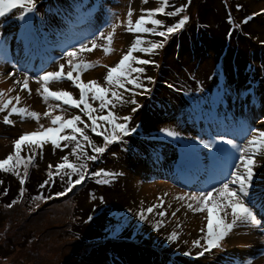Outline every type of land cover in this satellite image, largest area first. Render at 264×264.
I'll return each instance as SVG.
<instances>
[{"label":"rangeland","instance_id":"obj_1","mask_svg":"<svg viewBox=\"0 0 264 264\" xmlns=\"http://www.w3.org/2000/svg\"><path fill=\"white\" fill-rule=\"evenodd\" d=\"M64 1L67 2V0ZM213 1L215 2V4H209L214 8L211 12L212 17L208 18V20H210V23L214 22L216 24H219V26H221V29L219 27L218 29L219 31L222 32L221 35L222 39L224 33L223 28L226 27V25L228 26L231 25V23H229L227 19L231 18L233 21L237 20L235 14L233 13V11L237 7V3L241 2L246 4V6L251 8L250 11L254 10L260 13L259 16L261 14H264V0H234L233 2L231 0H213ZM246 1H248V3ZM35 2H37L39 18H43L46 21V26L44 27L43 31L48 35H47V39L43 40L44 45L45 46H49V44L51 45L49 48H46V50L44 51L41 57L42 59L32 58L31 63H28L25 60V54L20 52V46H18L17 45L18 43H16L18 37L15 36V33L17 32V29H20V23H21L19 20L15 19V17L18 16V8H14L12 12L6 14L5 17H0V23H3L4 25L3 28H0V34H2L3 38L9 41V46L5 50L6 53L8 52L7 57L3 56L2 54L3 53L2 48L4 46H0V78L3 79L4 77L9 78V81H11L12 84V85L10 84L9 87L13 89L14 92L22 94L25 97V99L33 103L34 106L42 107L41 118H43L45 117L44 113L49 111L48 108L50 105H56L62 103L54 99H49L47 102H45L43 96H41L40 92L37 90L39 85L37 84L35 79H32L29 82V88L31 89V92H29L28 89H23V91H21V89L23 88V84H22L23 72L28 70V75L34 76L36 69L40 67H43L46 71H56L58 70V64L65 63V61L61 60V56L63 55V51H62L63 47H61V43L59 42V39L56 41L53 38V36L49 33L50 23L52 24V22L49 21V17L53 10L52 7L55 6V1L35 0ZM157 2L158 0H147V2H145V0H123V1L120 0L118 1V4L120 10L124 14H128L129 7H134V9L131 12H132L133 22H135L140 15H145L147 13V10L153 9L156 6ZM196 6H197V1H195L193 5L192 12L189 11L188 8H185L184 12H182L181 15L180 13L177 14L178 16H180L179 19L183 18L184 15L189 16V20L182 29H186L190 27L191 23L195 20ZM90 7H91L90 5L74 7L72 15L78 17L79 19H75L73 21L67 22V27L70 29L71 28L84 29L87 23L92 21L96 24L99 30L104 31L107 35V33L113 32V29L109 27V24L115 23L117 25V27L114 30L113 39L111 43V48L113 49L111 52H117L116 55L111 56V58L107 60L105 58V55L108 53L105 52L104 47L98 46L97 48L92 49V51H85L80 57V59L83 62L95 65L83 72V75L85 76L81 77L80 74L79 75L80 79L84 83H88L90 81L95 80L98 82L99 86L107 89L109 88V85L105 77L107 75L109 68L114 67L118 63V61L123 57V55L130 50L131 45L135 42L136 36L139 35L140 37H142V34L131 33L127 31L128 15L126 18H122L121 20L118 19L117 22H114L116 16L115 15L116 10L114 6H112L111 8H102L101 10L98 9L97 11L91 9ZM100 12H103L104 15L100 16L99 15ZM57 16H61V15L59 14L56 15V17L53 18L52 20H57L59 21V23L64 22L57 19L60 18ZM155 18H158V16H155ZM246 25H243V28L237 31L234 30L233 36L231 38H227L232 42L231 47L233 45L234 49H236V47H239L237 45L241 42L242 37H244L246 40H252L253 42H256L255 44L256 46L257 45L261 46L262 44H264V15L260 19H257L253 22V27H255V30L253 28L252 32H250L249 34L245 30ZM88 38L91 39L92 37L89 36ZM63 40L64 39H62L61 41ZM72 43L74 42H71L70 45ZM97 44L107 46V41L98 40ZM209 44L211 45L212 50L211 51L208 50L207 54L201 53L192 57L191 62H188L183 54L180 57V61H179L180 69L182 73L180 71H177L176 78L174 79L170 78V80L173 83H176L179 86L180 84L178 83L177 78H181L185 82L191 83L193 87H190V89L192 90L193 97L198 105L202 104V96L210 94V96H207L206 98L205 103L207 106L211 105L214 96L206 91L213 90V92L216 93L215 66L218 64V57H216L214 53L220 51V47L222 46L221 44L220 47L216 50L217 41L215 42V44H213L212 41ZM89 47H91V45H89ZM237 51L240 52L239 50ZM58 52H61V54H58ZM245 52L246 53L243 56L233 55L232 57L227 58V60L224 62L225 63L224 67L227 66L228 62L230 64L235 63L233 70H235L236 72H239L242 68L246 70L244 75L241 77L240 81H235V82L231 81L232 87L230 89L231 91L229 92L230 95L232 96L233 102L236 104L233 110L235 113L238 111H242L246 115L245 120L247 123H249L254 128L257 127L264 130V100L258 104V101L260 99H264V90L262 91L263 94L262 97H260V95L258 94L257 89L255 91L256 93L255 96L251 94V88H257L256 84H252V81L256 77H259L262 82L261 84L264 85V56L263 59L258 61L257 65L254 66L253 59L255 55H258L259 51L255 50L253 52V49L247 45L245 48ZM161 53H162V49L156 51L155 54L145 53L144 55H142V53L139 51L133 54L134 56L137 57V59H148V60L156 61V65H159V67H157L155 63L148 65H139L135 63L132 64L133 67H144L145 72L143 74L132 73V76L133 77L139 76L140 80L143 82L145 87L150 89V91L141 95L140 94L141 89L134 88L131 84L127 85V87L130 89V91L128 92H125L123 89H114L119 92L125 103L121 104L119 101H114L113 103L116 105L115 107L109 105L107 108L103 110L100 109V101L93 100L91 94L89 95V103L92 104L93 108L97 109V111L94 112L93 115L99 117V116L107 115L109 111L115 112L117 117L130 115L132 117V120L129 122L130 126L135 127L139 125V127L141 126L143 128L137 130V132L135 133H131L129 136H126V137H133L134 134H138L136 138L138 140L143 139V141L135 140L134 142L129 143V147H132L134 150L133 152L142 153V161L140 160L141 158L139 159L135 158L136 156L133 158L129 156V160H131L133 163H132V168L131 169L128 168L130 170L127 171L126 169L128 167L127 165L128 161L126 159L127 154L126 152H122L121 150H119L117 147L108 148L106 157H104V155H101L100 157H97L96 160H87L88 156L98 155L93 151V147H92L93 144H90L91 146L89 148L76 149L75 151H74L75 148H70L68 154V163L79 164L86 162L88 166V173L90 175V177L88 176V178H91V174L93 172H96V170L102 169L103 172L114 174L111 176V178L108 177L106 178V176H103L101 179L102 181L104 180H109L111 182L115 181L116 183L113 185L124 183V186H133V187L135 183V187H138L139 189V191L136 189V192L138 193L137 196L132 195L130 203L128 204L129 206L128 210L122 209V207L118 205L117 202L118 199H112V201L108 200L110 199V197L115 196L113 192L110 193V196L109 194L106 196L104 195L105 197H107L108 201H106V199H104V201L103 200L101 201L100 200L101 191L99 188L95 190H89L90 191V192L88 191L89 196L91 197V200H94L96 205L95 208L97 209L101 208L100 212L93 214V217L95 219L99 218L101 215L103 216L107 215L108 217H110V220L108 221L109 223L114 221L119 225H124V224L128 225L131 231L132 229H134L133 233L134 235L138 236V239L143 238L141 240H145V239L147 240V238H149L151 234L157 235V231H156L157 229L155 225L157 224L158 221H160L161 223H160L159 231L163 234L167 232V234L169 235H171V233L173 232H176L178 235L176 241H181L180 243L181 245L186 242L185 237H188L190 239H193V241H195L196 239H199L202 235H204V233L201 232V228H204L203 224L197 227L192 224V221L196 220V218H204L203 214H205V212L196 213L193 210H189L186 205L181 203L184 199H178V197H183L188 193L197 191V189L188 188L186 186L183 187L179 186V182L181 185L180 178L182 176L177 179L179 182L174 179V182L178 186L177 187L178 189L170 186L171 184L167 182L165 179H162L161 177H153L152 175L156 174L157 171L155 170V167L150 166L147 163L146 158H150L157 149H160L164 154V157L161 160L157 159L155 162H157L156 164L159 166V169L163 168L164 171L170 172L167 174H172L171 172L172 167L170 163H173L174 161H178V159L181 156V152L175 146V142L177 141H184L186 143L193 142L190 137H187L185 134H183L182 128L184 129L188 127L190 130H193L195 128L201 131H204L206 128H209L215 131L218 128H221L223 125H227L229 123V120L227 118L226 119L221 118V121L216 120L215 121L216 123H205V122H212V120L205 121L207 119L203 120L202 122L200 121L191 122V120L190 121L185 120L191 116L185 115V119H184L180 114L181 111H179V109H176L170 102L167 110L161 106H157L158 105L157 97L159 99L162 98L161 92L158 91L160 86L159 81L161 79L166 80L168 78V77L162 78L166 75L164 72L163 73L159 72L160 63L162 60ZM227 55L228 54H226V56ZM100 58H104L105 60H101ZM32 66H35V69H32L31 68ZM4 67L5 69H3ZM7 68L8 71L6 72ZM66 71H67V67H66ZM12 73H15V75L13 76ZM19 73H22V76H20ZM40 74L42 75L43 73ZM75 74L77 76L76 72L73 73V76ZM149 76L153 78L151 81L147 79V77ZM193 78H195L194 81H192ZM17 80H20L21 83L16 84L15 82ZM2 82L3 81L0 80V93H3V95L0 96V107H2L3 104L10 99V98H6L5 95H7V93L4 94V92L2 91L3 88ZM32 86H34V88H32ZM178 87L176 88V90H178ZM49 88L51 91H67L72 94V98H73V94L78 93L77 89L70 83V80L67 79H64L59 82H51ZM133 92L136 93V95L133 96ZM2 97H4L5 101ZM108 97L109 99H111L110 92L108 93ZM132 99H134L137 103L136 104L130 103L129 101H131ZM242 101L245 104V106L243 107H241L240 105L242 104ZM239 105L240 107H238ZM12 106L23 107L24 102L23 100H20L19 103H17L15 99H12V105H9L7 109L3 110V113H0V160L2 159L1 157H6L7 153L14 151L15 141L19 138L18 134L25 135L26 133L32 131V129L27 128L23 131V133H21L19 129L16 130L14 129L15 127H12L11 124H6L4 122L6 114L9 110H11ZM64 106L68 107L67 105ZM133 107L137 108L136 112H132ZM222 107L223 105H221V108ZM61 116L64 117V119H68L69 117L68 111L65 110L64 112H61ZM80 116L81 118L88 119V117L84 113H81ZM9 119H11L12 121L14 120L12 118V115L9 117ZM18 121L24 123L26 121L34 122L35 120L32 121L29 119L22 118V119H18ZM233 121H236L235 117ZM97 124L99 125V127L97 128V131L99 133L105 131L106 129L111 131V125L105 123L104 121L97 120ZM198 126L201 128H198ZM165 128L179 132L181 134L182 139L177 140L176 138L168 137L166 133L162 131ZM37 131H41V129L38 128L37 130H35V132ZM206 134L207 133L202 132L201 137L207 138ZM58 135L61 136V134ZM161 135H164V137L158 141L157 137ZM155 136L156 138H154ZM189 136L193 138L196 136H200V134L195 131L194 135L189 134ZM91 137L93 143H97V144L105 143L103 137L98 135V133H93ZM49 139H50L49 136L48 137L35 136V137H30V139L25 142L27 144H35L37 143L36 140H39L41 142L49 144ZM165 139L166 141L169 142L166 143L164 141ZM117 141H119L121 144L127 143L128 138H125L124 136L122 140H117ZM150 142H152L151 144L153 145L152 147L154 148L155 151H149L144 153L142 147ZM159 143H161V145ZM104 145L105 144H103L101 147H104ZM41 147L42 146L40 144V150H39L40 153H36V155L39 157V161L37 162V164L33 169L35 174L31 175L32 189L40 190L42 189L40 186L44 184V187L42 189L44 190L45 186H49V185L52 186L53 183L59 181L58 187L60 188V192H62V190H64L63 192H65L68 187L69 177L65 176L64 173L70 172L71 169L67 167H65L64 169H58L57 167L58 164L56 165V167H49L51 165L49 164L48 160L51 158V155L53 153L52 148L46 145L45 153L43 154ZM199 148H200V152H202L203 154H207L208 152L207 149H204L203 146H199ZM63 151H64L63 149H58L54 159H56L58 153H62ZM119 152L122 153V158L117 156ZM78 156L81 158L78 159ZM261 161L262 163H264V159H261L259 156H257V167H259V162ZM63 163L64 160L60 164ZM205 163L208 164V161H205ZM138 164L139 165L142 164V166H138V169L134 171V168ZM262 169H264V164L262 165ZM123 170L125 174L123 173ZM49 171L53 173V176L51 178L48 176ZM134 172H137V177L134 176ZM21 174L22 173H20V175L17 176L15 172L13 174L14 180L21 181L22 178L23 179L26 178V176L22 177ZM140 175L141 176L146 175V176L144 178H141ZM61 177H63V179H61ZM171 177L173 178L174 175H171ZM71 179H78V177L72 176ZM160 179H162L163 182H158V180ZM45 181H48V183L45 184ZM33 183H35L37 186H33ZM101 183L105 184L103 182ZM79 188L81 190H85V191L87 190L86 187L84 188V186L82 187L83 189L81 187ZM181 188H183L184 190H181ZM75 190L72 189L71 191H67L66 195H62V196L58 195V196L59 198H63V199H75L76 196L78 195L77 194L78 190L74 192ZM105 190H107V188H105ZM122 191H123L122 189L119 190V192ZM164 194H168V195L164 196ZM104 196L101 195V198H103ZM163 199L165 200V202L162 201ZM167 200H171L173 201V203L170 204ZM23 201H20L19 204L21 205ZM175 201L178 202L175 204ZM140 202L146 203L147 204L146 207H139L138 204ZM161 204L163 205V208L160 207ZM148 207H154V211L150 214L147 213L146 211ZM20 209L23 211L22 205ZM119 209L121 212H128L130 214H133L137 210L145 211V214L147 215V219L144 221L140 220L139 212H137V215L135 214L132 215V219L127 218V220L124 223V221L122 220L124 218L122 214L119 212ZM62 211L67 212L68 208L63 209ZM161 211H166L167 215L159 216L157 213ZM173 212H175L174 216L172 215ZM39 217L40 215L37 218L34 216L29 217L26 223L31 224L32 226L33 225L38 226L42 224L41 221L47 222L48 224H54L53 222H50L47 219H41ZM51 217L53 216L51 215ZM23 218L24 215H22V220ZM0 221H2V217H0ZM189 225H191V228H189ZM9 226L10 224L6 225V227L2 229L0 223V240H5L2 238L3 235L6 234ZM206 226L207 225H205V229ZM187 230L189 233H187ZM21 231L23 233H26L28 230H25L23 228L21 229ZM8 235L12 236V234L9 233ZM93 235L96 236V233ZM134 235L132 234L131 236L126 237V241L127 242L136 241ZM151 237L154 238L153 235H151ZM122 240L125 241V238ZM120 242L122 241L120 240ZM5 244L7 245V242ZM16 244H17L16 251L9 258H3L2 257L3 255L0 256V264H45L47 262L50 264L51 263L64 264L65 257L66 255H68L66 252L59 253L57 257H61V258L58 259L56 258L53 262H51L46 258L48 256L44 253L45 249L43 247V244H37L33 246L31 245L29 246L28 244L23 247L25 243L24 244L19 243L17 240H16ZM126 244L128 243H124L122 247L127 248L128 245L126 246ZM138 245L142 246V242L138 243ZM104 247L105 248L102 249L101 252L97 250L95 257L98 256L97 258L98 260L94 264H100L102 260H103L102 264L106 263L105 261L106 254L104 253L103 250H106L107 252L110 253V251H112V248H110L109 246H104ZM195 248L196 246L193 243L188 247L181 245V249H182L181 251L183 252L184 256L187 257L192 256L191 260L196 261L194 262L196 264H216L218 260L223 259L222 257H219L218 253H216L215 255L205 253L203 255L204 258H200L199 255L195 254L197 251H199V249L195 250ZM29 249H32L33 251H37V253L36 254L30 253ZM134 251L135 250H133L134 254L128 253V258H137ZM117 252L116 251L113 252L114 253L113 260H115L113 264H131L130 262H125ZM166 252L168 253V251ZM185 253H190V255H185ZM115 255H117L118 258Z\"/></svg>","mask_w":264,"mask_h":264},{"label":"snow or ice","instance_id":"obj_2","mask_svg":"<svg viewBox=\"0 0 264 264\" xmlns=\"http://www.w3.org/2000/svg\"><path fill=\"white\" fill-rule=\"evenodd\" d=\"M147 2V0H145ZM191 0H189V3ZM22 9L18 16L15 17L20 23V33L18 40L22 42L23 51L25 54V60L31 63L32 50L42 41L47 39V33L43 31L46 26V21L43 18H39L38 6L35 0H0V17H5L6 14L11 13L14 8ZM103 7V5H101ZM168 7V0H162V5L155 9L147 10L146 15H140L139 18L133 22L132 12H128L127 19V31L131 33H151L157 35L162 39L158 42L148 41V46H143L145 41L141 39L139 35L136 36L135 42L131 45L130 50L123 55L118 63L109 68L105 77L109 88H104L98 85V82L93 80L88 83H84L79 74L83 73L90 67L95 66L83 62L80 57L85 51H92V49L104 47L106 53H110L113 49L111 43L113 39L114 30L117 27L115 23L109 24V27L113 29V32L106 33L97 28L96 32H87L82 34L79 38L72 43L69 48L63 50L61 60L65 63L58 64V70L46 71L43 67L37 68L34 76L28 75V70L23 72V89L29 88V82L35 79L39 85L38 91L43 96L45 102L49 99L57 101H63L64 104L74 106L81 110L82 113L86 114L88 119L91 121V125L85 123L84 127L91 128L93 133H97V120L104 121L111 125V131L107 129L98 135L103 137L105 142L104 147H98L93 144V151L97 154H102L106 151L107 145L117 140H122L124 136H128L131 133L137 132L139 125L131 127L129 122L132 120L130 115L117 117L115 112L109 111L107 115L95 116L93 115L97 109L93 108L92 104L89 103V95L91 94L93 100L100 101V109L103 110L109 105L115 107L114 101H119L121 104L125 103L122 96L118 91L114 89H123L125 92L130 91L127 87L131 84L134 88L141 89L140 94L150 91L139 76L133 77L132 73L143 74L145 72L144 67H133L132 64L148 65L154 64L155 62L148 59H137L133 54L136 52L151 53L159 49H163L165 43L169 37L182 29L189 16L184 15L183 18L179 19L178 22L171 26H167L165 30L158 31V28L164 27L161 19L155 18L157 14H165L166 8ZM186 6L176 7L175 11L167 12V16H176L178 13L184 12ZM31 14V15H29ZM251 19V17H248ZM38 20V22H37ZM151 24L154 27H146L145 25ZM3 23H0V28H3ZM92 38L89 39L88 37ZM98 40H106L107 46L98 45ZM7 40L0 34V46L6 48ZM91 45V47H89ZM7 62V61H6ZM98 63V62H97ZM159 67V65H156ZM67 67V71H66ZM78 73L77 76H73V73ZM40 73H43L42 75ZM14 76L15 73H12ZM64 79L71 80L74 86L80 90L79 101L72 98V94L67 91H51L49 85L51 82H59ZM151 81L152 77H147ZM16 84H20L21 81L17 80ZM229 88L227 86L218 88V93L227 95ZM111 93V99L108 97V93ZM3 93H0L2 96ZM136 93L133 92V96ZM221 97L218 96V99ZM17 103L20 101V97L14 98ZM132 104L137 102L132 99L129 101ZM215 102V101H214ZM83 104V108H81ZM9 105H12V99L7 100L6 103L0 107V111L7 109ZM59 105H57L58 107ZM137 108L133 107L132 112H136ZM13 114L22 116H30L39 120L40 116L35 111L29 112L27 108H21L12 106L8 116L5 117L4 122L6 124H12L13 121L9 117ZM45 116L51 118V124L53 127L44 129L43 125H40L42 131L33 132L30 134L22 135L18 140L15 141V154L8 155L6 159L0 160V169L4 171H15V168L6 167L10 162L15 161L16 166L24 164L25 172L27 175L28 163H31L32 157H29L28 161L20 155L21 145L35 136H51V143L60 146V140L68 141L69 143H75V149H81V143L77 140L76 134L79 133L84 141L91 143L89 137L84 133V129L77 127V121H81V116L77 115L72 119H64V117L57 115L52 117V106H49V111L44 113ZM122 121V122H118ZM83 122V121H81ZM58 125V127H57ZM66 128L72 129V134L57 137V133L63 132ZM168 137L176 138L177 140L182 139L181 134L177 131L170 129L162 130ZM208 138H202L196 136L192 138L193 142L185 143L184 149L190 151L197 164V170L203 175L208 177V180L197 189V191L188 193L178 199L187 200V208L193 210L196 213L205 212L207 226L201 228V232L204 233L199 239L193 241V244L200 249L197 255L203 256L205 253L210 252L212 249H220L223 247V241L230 233L237 227H250L257 228L264 232V184L260 183L257 177V156L264 159V130L260 128H254L246 121H230L227 125H223L214 132H208L206 134ZM231 137V138H230ZM240 141V142H238ZM41 143V142H37ZM203 146L204 149L210 150L206 154V158L210 161L209 164L205 165L199 156L200 148ZM67 147V145H65ZM238 153V154H237ZM81 157L78 156V159ZM97 156H88L87 160H96ZM64 163L59 164L58 169H64L65 167L70 168V172H65L64 175L69 177L68 187L65 192H58L57 195H66L67 191H71L73 187L80 184L85 180L87 175V163L69 164L68 156L63 157ZM51 167V166H49ZM264 171V169H261ZM16 175L20 173L17 171ZM112 176L113 173H106L103 170L99 172H93V176ZM48 176L51 178L53 173L49 171ZM72 176H77L78 179L73 181ZM63 179V177H61ZM21 184L24 183V179H21ZM103 183H109V180L102 181ZM48 181H45L47 184ZM219 185V186H217ZM44 187V184L40 186ZM20 195H23V189H21ZM42 197H37L41 199ZM51 198V197H49ZM16 203L15 200L8 205L9 208ZM259 204V210L257 205ZM39 207V205H37ZM163 208V205H160ZM147 213H152L154 207H148ZM221 213L223 215H221ZM159 216H166V211L157 213ZM175 215V212L172 213ZM139 219L144 221L147 219L145 211L139 212ZM160 221L157 222L156 229H160ZM178 238L176 232L171 233L169 236L170 241H175ZM203 241V242H202ZM190 255V253H185ZM248 264H251L249 261Z\"/></svg>","mask_w":264,"mask_h":264},{"label":"trees","instance_id":"obj_3","mask_svg":"<svg viewBox=\"0 0 264 264\" xmlns=\"http://www.w3.org/2000/svg\"><path fill=\"white\" fill-rule=\"evenodd\" d=\"M197 1L196 11H195V20L191 23L190 27L186 29H180L176 33L172 34L167 42L165 43L164 48L162 49V60L160 63L159 72L163 73L165 72L164 77H168L166 80H160V86L158 91L163 93L161 99H159L158 105L167 110L169 102L176 108L181 111V115L183 118H185V115H189V119L193 120L194 118H204L207 117V119L212 118L213 119H221L228 117L225 110L226 103H230V107H234L236 104L231 100L229 101L227 97H230L231 91L229 88V91L227 95L224 96L223 93H218V90L216 93H211L210 91H206L211 93L214 96V99L212 102H214L211 106L206 105V98L207 96H210V94L202 96V104L198 105L196 100L193 97V94L189 95L188 91H183L182 97L180 95H177L174 91L175 88L179 85L176 83H173L170 78H176L177 71L181 72L180 69V57L184 54L185 59L188 62H191V58L198 55V54H207L208 50H212L211 45L209 44L211 41L213 44L217 41V43H222L221 47H225L227 50L228 58L232 57V55H237L240 51V56H243L245 52V48L248 45L253 49V52L255 50L259 51L258 57L263 59L264 56V44L255 45L256 42H253L252 40H246L244 37H242L241 42L239 43V47H236V49L233 48V45L231 47L232 42L229 41L224 33H231L230 38L234 34V28L239 27L240 25L243 27L245 26L246 32L249 34L252 32L253 28L255 30V27H253V14L249 13L250 9L246 4L244 3H237L236 9L233 11L235 14L237 20L233 21L231 18H229V23H231L230 26L226 25V27L223 28V39L221 38L222 32L219 31L218 27L221 29V26L216 23H210V20L208 18L212 17V10L214 9L209 4H215L213 0H191L189 3V0H168V7L166 8L167 12H172L175 10L176 7L186 6L185 8H188L189 11L192 12L193 5ZM232 2L234 0H231ZM162 5V0H158L156 3V6L153 8L160 7ZM165 14H157V19H161L163 22V26L159 29L165 30L167 26H171L174 23L178 22L179 17L176 16H167ZM181 15V13H180ZM248 17H251V19H248ZM257 19H260L258 17ZM256 19V20H257ZM252 25V26H251ZM146 27H154L151 24H147ZM238 46V45H237ZM220 47V48H221ZM159 51V50H157ZM211 53V52H210ZM221 51L215 52L214 55L218 57V59H221L222 55L220 54ZM160 54V53H159ZM155 65H156V61ZM216 67V66H215ZM182 73V72H181ZM178 83L180 85H183L185 87H193L191 83H187L181 78H177ZM195 78L192 79L194 81ZM165 81V82H164ZM167 82V83H166ZM222 82V81H221ZM225 85H222L221 88L225 87ZM169 87H173L172 90L169 89ZM218 96L221 97L218 99ZM263 94H261V97ZM221 105L223 107L221 108ZM241 107L245 106L244 102L240 104ZM239 105V107H240ZM247 107V106H246ZM245 107V109H246ZM188 120V119H187ZM143 125V124H142ZM144 126V125H143ZM143 129L141 126L138 128V130ZM191 133L195 134V130H191ZM200 136H202V133H200ZM135 135V134H134ZM133 137H127L129 138V143H132L135 141ZM137 135V134H136ZM129 136V135H128ZM153 137V136H152ZM164 137V135L158 136V141L161 140ZM156 138V136L154 137ZM137 141H143V139H137ZM166 143L169 141L164 140ZM128 144H122L121 151L125 152L127 150V155L133 157H137L138 159L142 161V153H133L128 151L129 148ZM150 143L145 144L142 147V150L144 152L149 151H155L152 147L153 145ZM174 143V142H172ZM184 141H177L175 142V145L177 148H179V151L181 152L180 160L176 163L177 167L179 168V171L183 170V166H189V170L185 173V178L192 181L197 178V173L199 171L197 170V164L195 162V157L192 153H189L188 150L184 149L183 144ZM128 147V149H126ZM125 150V151H124ZM16 151V149H15ZM14 152L7 153L6 157H1V160H4L7 158L8 155H14ZM29 152L21 147L20 155L25 160V162L28 161ZM117 156L122 158V153L119 152ZM200 159L201 155L199 154ZM164 157V154L160 149H157L154 154L150 158L147 159V163L150 166L155 167V170L159 173H162V170L159 169V166L155 162L157 159H162ZM86 163V162H83ZM128 167L126 168L127 171H129L132 168V161L129 160L127 162ZM37 164V161L35 158H32L31 163H28L27 167V175L26 178H24V183L21 184L20 180L15 181L13 174L15 172L22 173L21 176L24 177V164H20L19 166H16L15 161L10 162V164L6 167L9 168H15V171H4L3 169H0V217H2V221H0L2 229L6 227V225L10 224V226L7 229L6 234L3 235L2 239L0 240V256L3 258H9L17 248L16 240L19 243L24 244V246L28 245L33 246L37 244H43V247L45 249L44 253L48 256L46 257L48 260L53 262L57 257L59 253L66 252L68 255L65 257V263L64 264H94L97 262L98 256L95 257V254L97 250L101 252L102 249H104V246H109L112 248V251L107 252L106 250H103L106 254V263L105 264H113L115 260H113V252H117L121 258L125 262H130L131 264H159V263H165L168 264V258H165L163 255V248L164 251L167 250L166 246L164 247V244L171 243L172 241L169 240V237L166 233H161L160 231H157L156 234H151L154 236V238L149 236L147 240H141L143 238L138 239V236L134 235V229L129 228L128 225H119L118 223L112 221L108 222L110 220V217L107 215H101L99 218H94L93 214L100 212V209L95 208V202L94 200H91V197L89 196V190H95L97 188L100 189V200L104 201H112V199H118V205L123 206L125 209V204L128 206L130 203V200L133 196H137L136 189L139 191L138 187L133 186H124V183L122 184H115V181L109 182L107 184H102L101 176H93V173L91 174V178L88 173V166H87V175L85 177V180L82 181L80 184L76 185L72 189H76L74 192H77V196L75 199H63L59 198L57 195L58 192H60V188L58 187L59 181L53 183L52 186H45V189L38 190V189H32V183L31 178L32 174L34 175V167ZM189 164V165H187ZM138 166H142V164H138L134 171L138 169ZM130 168V169H128ZM102 170V169H101ZM101 170H96V172H99ZM133 175V174H132ZM134 176L137 177V172H134ZM165 179V178H162ZM159 180V182H163V180ZM75 181L76 179H72ZM167 182H169L172 187L177 188L178 186L175 184L174 179H165ZM123 182V181H122ZM127 184V183H126ZM33 186H37L35 183H33ZM86 187L85 190H81L79 187ZM179 186H184L180 185ZM78 188V189H77ZM107 188V190H105ZM111 188V189H110ZM21 189H23V195H20ZM83 189V188H82ZM122 189V192H119V190ZM178 189V188H177ZM42 190V191H41ZM181 190H184L181 188ZM64 190H62L63 192ZM89 191V192H88ZM186 191V190H185ZM113 192L115 194L114 197H110V199L107 200L106 195ZM101 195H105L103 198H101ZM168 194H164V196H167ZM161 196V195H159ZM185 196V195H184ZM37 197H42L41 199H37ZM51 197V198H49ZM23 199V200H21ZM15 200L16 203L12 205L11 208L8 207L9 204L12 203V201ZM20 201H23L21 203L23 207V211L20 209L21 205L19 204ZM92 201V202H90ZM165 202V200H162ZM170 204L173 203L171 200H167ZM178 201H175V204ZM182 204L187 206L188 201L183 200L181 202ZM39 205V207H37ZM146 203L140 202L138 204L139 207H146ZM171 206V205H169ZM68 208L67 212L62 211L63 209ZM141 211V210H140ZM137 210L133 214H128L126 212L124 219H122L125 223L127 218L132 219V215H137V212H140ZM3 215V216H2ZM22 215H24V218L22 220ZM41 219H47L50 222H53L54 224H48L47 222L41 221L42 224L35 226L31 224H27V219L29 217H38ZM51 215L54 217H51ZM131 216V217H130ZM185 217V215H184ZM11 218V219H10ZM192 223H195L197 225H200L203 223L202 218H196V220H193ZM44 224V225H43ZM28 230L26 233H23L21 229ZM96 233V236L93 234ZM9 234H12V236H9ZM133 234L136 241L134 242H127L126 237H129ZM147 236V237H148ZM125 238V241L122 239ZM11 239V240H10ZM120 240L122 242H120ZM7 242V245L5 244ZM142 242V246L138 245V243ZM124 243L127 248H123L122 245ZM9 246V247H8ZM36 247V246H35ZM133 250H135V254L137 258H128V253L134 254ZM131 251V252H130ZM30 253L36 254L37 251H33L32 249H29ZM127 254V257H126ZM99 255V254H98ZM117 258L118 256L115 255ZM115 257V259H116ZM168 260V261H167ZM103 261V260H102ZM102 261L100 264H102ZM50 264V263H45ZM53 264V263H51Z\"/></svg>","mask_w":264,"mask_h":264},{"label":"clouds","instance_id":"obj_4","mask_svg":"<svg viewBox=\"0 0 264 264\" xmlns=\"http://www.w3.org/2000/svg\"><path fill=\"white\" fill-rule=\"evenodd\" d=\"M54 1H55V6L52 7L53 10H52V13H51V15L49 17V21L52 22V19L55 18L56 15L60 14L61 15L60 17H62V21H64L65 23L62 22L61 25H60L62 27H59V28H58V25L50 23L49 33L53 36V38L56 41L59 39V42L61 43V47H63V49H62V51H63L64 49L69 47L71 42H75V40L77 38H79L82 34L87 33V32H91V28H89L91 26H90V22H88L87 25H86V27H88V28H86V27L84 29H81V28H71L70 29V28H68L67 27V22L73 21L75 19H79L78 17L72 15V13H73V8L74 7L80 6V2H77V0H67V2H65L64 0H54ZM118 1H120V0H101L100 1V5L99 6H95L94 10L97 11L98 9L101 10L102 8H111L112 6H114L115 10H116L115 11V15L116 16H115L114 22H117L118 19L121 20L122 18H126L127 15H128V14H124L120 10ZM246 2L248 3V1H246ZM61 3L63 4V6L61 5ZM92 4H93V2L89 3V5L91 6L90 7L91 9L93 7ZM101 5H103V7H101ZM83 6H86V5H83ZM87 6H88V4H87ZM133 9H134V7H129L128 11H132ZM21 10L22 9H20L18 7V15H19ZM250 13L253 14L252 15L253 16V19H252L253 22L258 17L261 18L264 15V14H261L259 16L260 13H258L257 11H254V10L250 11ZM29 15H31V14H29ZM99 15L103 16L104 13L100 12ZM227 21L230 22L229 18L227 19ZM93 24H94L95 32H96L97 26H96V24L94 22H93ZM65 27H67V30L63 31V29ZM241 28H243V27L240 25L239 27L234 28V30L237 31V30H239ZM19 33H20V29H17V32L15 33V36L18 37ZM57 34H58V36H56ZM140 34H142L141 39L145 41V44L143 45L145 47L148 46V41L158 42L159 40L162 39L161 37H159L157 35H153L151 33H140ZM224 35H225L226 38H230L231 33L229 34L227 32V33H224ZM62 39H64V40L61 41ZM16 43H18L17 45L20 46V52L24 53L22 42L16 40ZM50 45L51 44H49V46L47 48H49ZM8 46H9V41H7L6 48ZM238 46H239V44H238ZM6 48L5 47L2 48L3 49V53L2 54H3V56L7 57L8 56V52L6 53V51H5ZM44 48H46V46L44 45V42L42 40L32 50V57L38 58V59H42L41 57H42L44 51L46 50V49L43 50ZM94 51H96V50H94ZM220 51H221L220 54L222 55V57H221V59H218V64L215 67V71H216V81H215L216 91L218 90V88H221V86L225 85V84H226V86L228 88H231L232 87L231 81H234V82L235 81H240L241 77L244 75V73L246 71L244 68H242L239 72H236L235 70H233V67L235 66V63L230 64L228 62L227 66L224 67V64H225L224 62L228 58V55L226 56V54L228 52H227V50H226V48L224 46L220 48ZM110 53L117 54V52H110ZM110 53L106 54L105 56L109 55ZM58 54H61V52H58ZM144 54L145 53H142V55H144ZM236 56H240V52ZM57 64H54V65H57ZM3 69H5V67ZM7 71H8V68H7L6 72ZM80 74H81V77L85 76V75H83V73H80ZM19 75L22 76V73H19ZM77 75H78V73H77ZM74 76H76V74ZM0 80L3 81L2 82V87H3L2 91L4 92V94L7 93V95H5L6 98L14 99L16 96H19L20 100H23V102H24V106L21 107V108H27L29 112L35 111L40 116L39 120H36L35 118L30 117V116H22V115H18V114L17 115L13 114L12 118L14 120H13V123L11 125H12V127H15L14 129H16V130L19 129L21 131V133H23V131L25 129L30 128V129H32V131L26 133V134H30V133L35 132V130H37L38 128H40V125H43L44 129H47L48 127H53V125L51 124V118L50 117L45 116V117L41 118L42 107L34 106V104L31 103L30 101H27L22 94L14 92V90L9 87L10 84H11V81H9V78H5L4 77V79L0 78ZM70 83L74 86V84H73V82L71 80H70ZM261 83L262 82H261L259 77H256L252 81V84H256L257 88H263V90H264V85L261 84ZM74 87L77 89L78 93L73 94V99L79 101V99H80V92L79 91L80 90H79L78 87H76V86H74ZM32 88H34V86H32ZM172 88L169 87L170 90H172ZM176 88H175L174 92L176 94L180 95L181 97H182L183 91H188L189 95L193 94L192 90L190 89V87H185L183 85H180L178 87V90H176ZM252 89H254V88H251V90ZM210 92L213 93V90H211ZM161 94H162V96L164 95L163 93H161ZM2 98L4 99V97H2ZM4 101H5V99H4ZM58 102H60L62 104L51 105L52 106V117H55L57 115L61 116V112H64L65 110H67L68 113H69L68 119H72L73 117H75L77 115H81L82 112H81L80 109L75 108L74 106H70V105H67L68 107H66V106H64L66 104H64L63 101H58ZM158 102H159V99H158ZM213 103L214 102H212L211 105ZM57 105H59V106L57 107ZM81 108H83V104H81ZM48 110H49V108H48ZM10 111L11 110H9L7 112L6 116H8V113ZM0 113H3V111H0ZM248 114H250V113H248ZM239 117H240L241 121H246L245 120L246 119V115L242 111H241V116H239ZM22 118L23 119H29V120H32V121L35 120V121L34 122H31V121L27 122L26 121L24 123L18 121V119H22ZM190 120L191 119H189V121ZM200 120H201L200 118L199 119L194 118L193 120H191V122L192 121L197 122V121H200ZM81 121H83V122H81ZM81 121H77V125L76 126L80 127V128H83L84 129V133L89 137V139L91 141V143H89L87 141H84L82 136L79 133H77L76 134L77 140L81 143V148H89L91 146L90 144H95V145H97L99 147H101L103 144H105V143H100V144L93 143L92 137H91V135H93V132L91 131V128L90 127H88V128L84 127L85 123L91 125V121L89 119H84V118H81ZM230 121H233V120L230 119ZM120 122H122V121H120ZM57 127H58V125H57ZM194 130L196 132H198V133L199 132L200 133L204 132V131H201L199 129L197 130L195 128H194ZM41 131H42V129H41ZM182 132H183V134H185L187 137H190L191 139H192V137L189 136V134H193L194 135V133H191V130L188 127L184 128V129L182 128ZM97 133H99V132L97 131ZM58 134H61V136H59ZM70 134H72V129L71 128H66L63 132L57 133L56 135L59 138V137H62L64 135H70ZM137 135L136 134L134 135V139L136 141H137V138H136ZM21 136H22V134H18L19 138ZM49 137H50L49 144L41 142L39 140H36L37 142L39 141L41 143L27 144L26 142H24L21 145V147L23 149L27 150L29 152L28 155L31 156L32 158H35V160L38 162L39 161V157L36 155V153H40L39 152L40 144L42 146L41 148H42V153L43 154L45 153L46 145L50 146L52 148V152L53 153L51 155V158L48 161H49V164L51 165V167H56L57 164L59 165L60 163L63 162V156H68L70 148H75V143L76 142L69 143L68 141H64V140L61 139L60 142H59L60 146L57 147L56 145L51 143L52 137L51 136H49ZM125 138H127V137L125 136ZM207 138H208V136H207ZM128 143H129V138H128V142L127 143H122V144H128ZM184 143H186V142H184ZM122 144L119 141H115V142H113L111 144H108V146L106 148V151L104 153H102V154H98L97 157H100L101 155H104V157H106L107 149L110 148V147H117L119 150H122L121 147H120ZM159 144L161 145V143H159ZM65 145H67V147H65ZM58 149H63L64 151L62 153H58V156L56 157V159H54ZM126 149H128V147ZM14 151H15V149H14ZM128 151L133 152L134 150H133V148H129ZM208 151H210V150H208ZM125 152L127 153V150ZM133 153H135V152H133ZM199 154L201 155V161L205 165H207L205 163V161H208V164L210 163V161L206 158V154H203L202 152H199ZM135 158H137V157H135ZM126 159H127V161H129V156L128 155H127ZM179 160H180V158L178 159V161ZM59 161H60V163H59ZM178 161H174L173 163H170L171 167L176 169V171H179V168L176 165V163ZM263 164L264 163H262V161H261V162H259V167H257V177H258L260 183H262V184H264V171H261ZM187 165H189V164H187ZM183 167L184 168H183V170L181 172L183 173L182 179L186 183L184 186H186L188 188L198 189L205 183V181L202 180L204 175L201 172L197 173V178L195 180L190 181V180L186 179L184 176H185V173L189 170V166H183ZM166 172L167 171H165V173ZM123 173H124V170H123ZM103 176H106V175H101V179H102ZM152 176L153 177H161V178H165V179H174V178H169V177H166V176H161V175H159L158 172L156 174H153ZM107 177L111 178V176H106V178ZM158 182H159V180H158ZM105 184H107V183H105ZM189 185H193V186H189ZM217 186H219V185H217ZM124 206H125L126 210L129 209V206H127L126 204ZM121 207H122V209H124L123 206H121ZM257 207L259 208V204L257 205ZM189 210H191V209H189ZM119 212L122 214L123 217H125L126 212H121L120 209H119ZM128 214H130V213H128ZM221 215H223V214L221 213ZM203 217L204 218H202L203 219V223L202 224H203V227L205 228V225H207L206 213L203 214ZM192 224L194 226H197V227H199L201 225V224L197 225L195 223H192ZM189 228H191V225H189ZM187 233H189L188 230H187ZM167 236L169 237L170 235L167 234ZM185 239H186V242L184 244H181V245H184V246L188 247V246H190L193 243V239H190L188 237H185ZM180 243H181V241H176L175 240V241H172L171 243H167L166 245L164 244V246H166L167 250L164 251V248H163L162 251H163V254H164L163 256L165 258H169L168 259L169 261L167 260L168 264H196V263H194L196 261L191 260L192 256H190V257L184 256L183 252L181 251L182 249H181ZM197 249L198 248L196 247L195 250H197ZM166 251H168V253ZM199 251H201V250L199 249ZM236 251H240L241 253L244 254V256L240 260H236ZM197 253H198V251L195 254H197ZM208 253L211 254V255H215L216 253H218L219 257L223 258V259L218 260L216 262V264H223V263L229 262V261H232V264H248L249 261L251 262V264H264V232H262L261 230H259L257 228H250V227H244V226L237 227V228H235L233 230L232 233L229 234L228 237L225 238V240L223 241V247L222 248H220V249H212ZM169 254H170V256H169ZM200 258H204V256H200ZM257 260H259V261H257ZM159 264H163V263H159Z\"/></svg>","mask_w":264,"mask_h":264},{"label":"bare ground","instance_id":"obj_5","mask_svg":"<svg viewBox=\"0 0 264 264\" xmlns=\"http://www.w3.org/2000/svg\"><path fill=\"white\" fill-rule=\"evenodd\" d=\"M61 5L63 6V4L61 3ZM60 15V14H59ZM57 17H60V16H57ZM57 19H59V20H61L62 21V17H60V18H57ZM52 23L53 24H56V25H58V28H59V26L61 25V23L62 22H60L59 23V21H57V20H52ZM90 26L91 27H89V28H91V32H95V27H94V24H93V22H90ZM57 28V29H58ZM86 28H88V27H86ZM56 36H58V34L56 35ZM222 43H217L216 44V50L220 47V45H221ZM113 55H116L115 53H110L109 55H107V56H105V58L107 59V60H109L110 58H111V56H113ZM101 60H105L104 58H100ZM259 57L257 56V55H255V57H254V59H253V64H254V66L255 65H257V62L259 61ZM256 89L258 90V94L260 95V97H261V94H262V91H263V88H254V89H252L251 90V94L253 95V96H255L256 95V93H255V91H256ZM227 99L229 100V101H231L232 100V96H230V97H227ZM264 99H260L259 101H258V104L259 103H261L262 101H263ZM233 101V100H232ZM243 102V101H242ZM231 105H230V103H226V105H225V110H226V114H227V116L230 118V119H234V117H235V119L236 120H239V121H241V119H240V117L239 116H241V111H238V112H234V110H233V108L234 107H230ZM239 107V106H238ZM185 119V118H184ZM185 120H187V119H185ZM188 121H189V118H188ZM144 153H146V152H144ZM162 170V173H160V175L161 176H166V177H169V178H172L171 177V175H174V179H176V181H178L177 179L179 178V177H181V176H183L182 174V172L180 173L179 171H176L174 168H172V170H171V172H172V174H167V173H170V172H166L165 173V171L163 170V168L161 169ZM174 171V172H173ZM141 176V175H140ZM146 175H143V176H141V178H144ZM180 180H181V184L182 185H185L186 183L184 182V180L182 179V177L180 178ZM202 180L203 181H207L208 180V177L207 176H203V178H202ZM179 182V181H178ZM180 183V182H179ZM189 186H193V185H189ZM259 209V208H258ZM244 256V254L243 253H241L240 251H236V260H240L242 257ZM223 264H232V261H229V262H225V263H223Z\"/></svg>","mask_w":264,"mask_h":264}]
</instances>
